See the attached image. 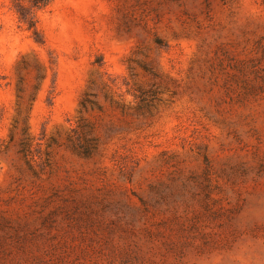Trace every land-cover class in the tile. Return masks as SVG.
Instances as JSON below:
<instances>
[{
  "label": "rangeland",
  "instance_id": "rangeland-1",
  "mask_svg": "<svg viewBox=\"0 0 264 264\" xmlns=\"http://www.w3.org/2000/svg\"><path fill=\"white\" fill-rule=\"evenodd\" d=\"M0 264H264V0H0Z\"/></svg>",
  "mask_w": 264,
  "mask_h": 264
},
{
  "label": "trees",
  "instance_id": "trees-1",
  "mask_svg": "<svg viewBox=\"0 0 264 264\" xmlns=\"http://www.w3.org/2000/svg\"><path fill=\"white\" fill-rule=\"evenodd\" d=\"M17 8H18V11H19V13H20V15H21V19H24V20H26V14H25V12H24V10H23V6L21 5V3L19 2V1H17ZM34 26V20L33 19H30L29 20V27H33Z\"/></svg>",
  "mask_w": 264,
  "mask_h": 264
}]
</instances>
